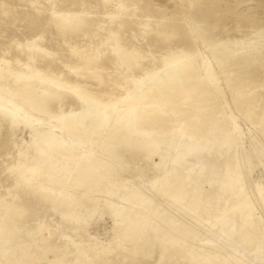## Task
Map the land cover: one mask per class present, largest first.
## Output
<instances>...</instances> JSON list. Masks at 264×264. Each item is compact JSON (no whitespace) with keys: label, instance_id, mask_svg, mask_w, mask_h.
Instances as JSON below:
<instances>
[{"label":"rangeland","instance_id":"obj_1","mask_svg":"<svg viewBox=\"0 0 264 264\" xmlns=\"http://www.w3.org/2000/svg\"><path fill=\"white\" fill-rule=\"evenodd\" d=\"M259 45L264 47V0H0V264L55 258L63 264L86 259L91 264H233L241 257L243 264H264V243L249 248L248 239L237 242L207 228L205 207L194 209L187 225L214 237L212 247L217 243L233 255H209L174 233L162 239L158 207L150 203L167 200L165 186L180 164L174 155L194 136L197 153L210 156L217 169L200 172L195 163L189 173L216 177L219 195L250 190L260 202L258 214L264 213V52L249 51ZM233 46L238 61L214 75L213 47ZM186 54L201 56L202 74L174 75L175 92H160L158 101L137 109L135 121L108 126L112 104L127 93L143 92ZM189 87L195 88L191 99L182 91ZM14 100L21 102L23 116L11 110ZM205 100L212 104L206 114L212 115L195 124L194 117L205 114L197 113ZM67 127L81 132L82 144ZM47 142L62 143L66 156L79 155L72 162L65 158L74 155L58 150L44 156L39 150ZM75 143L80 151H69ZM157 144L169 147L158 150ZM81 155L91 165L82 170L76 167ZM61 163L66 166L60 168ZM70 171L80 179L77 185L86 187L83 194L97 202L95 208L68 200L62 187H50L49 173ZM140 197L148 202L140 206L152 211H131ZM189 202L185 197L182 206Z\"/></svg>","mask_w":264,"mask_h":264},{"label":"bare ground","instance_id":"obj_2","mask_svg":"<svg viewBox=\"0 0 264 264\" xmlns=\"http://www.w3.org/2000/svg\"><path fill=\"white\" fill-rule=\"evenodd\" d=\"M195 27H196V25H195ZM192 28H193V26H192ZM194 32H195V30H194ZM200 42L202 43L201 39H200ZM235 49H237L236 46L229 47V48H226V49H220V48L218 49V48H214L213 47L212 50H213V52H215V55H217L216 57H212V59H211V63L213 62V65H212L213 67L212 68L215 70V74L214 75L221 74L222 71L227 69V65H232L233 63H236L238 61L237 60L238 56L233 53ZM249 51L250 52L253 51V52H256V53H259V54L262 55L263 52H264V47H262L261 45L255 46V47L251 48ZM174 55H176V54H174ZM178 58L179 59L174 63V67H172L171 69H169V70L161 73L160 75H158L154 79V81L143 92L135 93L134 95H130V94L127 93L125 96H123L121 99H119L118 102L112 104L111 110H112V113L114 114L113 115L114 118L110 119V121L108 123V126L111 124V122L116 123L117 125H119V120H121V119H125L126 121H128V123L129 122L131 123V122L135 121L138 118V116H139L136 113L137 109L146 108L147 106H149V102L155 103L156 101H158L159 98L157 96L158 95L160 96V94H161L160 92H163V91L167 92V93L173 92L176 89V86H175L174 83H172L171 77H173L174 75L175 76L179 75V74H184L185 75V74H188V73H196V74L201 73L202 74L201 67L203 66L202 65L203 61L201 60V56H198V55L197 56L196 55H187L186 54V55H182V56H180ZM210 67H211V65H210ZM228 68H229V66H228ZM204 73H205V75L209 76V73H207V72H204ZM203 76H204V74H203ZM20 77L21 76H19L18 80L20 79ZM205 78H207V77H205ZM203 89H206V88H203ZM182 91L187 96V99H191L194 96L195 88L194 87H189V88H186V89H182ZM201 96H202V94H201ZM81 97L84 99L85 102L88 101V98H86L85 96H81ZM125 99H127V101L123 105H120V102H122V100H125ZM14 102L16 103V105H13L11 107V110L15 114L20 115L21 114L20 111H19L20 109L17 106V104H19L21 102L17 101V100H14ZM23 104L26 105L27 102H23ZM196 105H197V103H196ZM211 105L212 104L209 101H206V100L198 103L199 110L197 109L198 110L197 113L201 112L200 110H202V111H204L205 114L204 115L203 114L200 115V113H199V115H196V117H194V119H193L195 124H198V125L201 124L204 121V119L208 115L211 114V113L208 114V115L206 114L210 110V106ZM205 111H207V112H205ZM41 112H42V110H41ZM17 115H15V117H17ZM26 118L27 117L25 116L24 119H26ZM207 118H209V117H207ZM20 119H23V118L20 117ZM28 120L29 119L27 118V121ZM216 123H217V120H216ZM88 127H89L88 124H83L82 125L83 130H88ZM66 130L71 135L76 136L81 141V142L79 141L81 144L83 143V141L80 139V137H82L81 132H75V131L71 130L68 127H67ZM46 133H47V131H45V134ZM49 133L51 134L50 131L48 132V134ZM166 133H168V132H166ZM45 134H43V135H45ZM172 136L175 139H177L179 137V135H177V134L176 135L172 134ZM42 139H43V137H42ZM52 139H53V137H52ZM62 140H64V139H62ZM68 141H70V140H68ZM68 141H66V142H68ZM44 144H45V141H44ZM66 144H68V143H66ZM78 144L76 145V143H75L73 149L71 147V150L69 148V151L73 152L74 150H77L78 148H80V146H78ZM61 145H62V143L57 145L55 143L52 144V142H49V143L47 142V144H46V146L44 148L40 149L41 148V146H40L39 152H41V154L45 156V154H48L49 151H53L54 150V152H55V150H58L60 155L61 154L65 155L66 154V152H65L66 150L65 151H60ZM198 145H199V143L195 139V137L194 136H190L188 141L183 144V146H184L183 148L184 149L183 148H179L178 149V151H177L178 153L175 154L174 156H175V160L176 159H180V164L178 166L174 165L176 167L175 168L173 167L174 168V169H172L173 171L171 170L172 172L170 173L169 179H168L167 184L165 186V197H166L165 199H167V200H164L163 203L162 202H157L155 199H152L150 201V203H153L152 204L153 206L157 205V207H158V209H157L158 218H157L156 225L159 223V224H162V226L159 227V228L158 227H156V228H158V233H159L160 237L162 239H169L170 237H172L171 235H173V233L178 235V236H176V235H174V236L175 237H179L180 239L183 238L181 236H187V238L190 239V241L193 243V245L197 244V246H198V244H199V246L201 245V247H203V249L210 250L209 255H212V256L213 255H217L219 252H221V254H222V251L226 253L227 257L229 255L230 256L233 255L234 251L232 249L225 250L224 248H222L217 243L213 244V247H212V245H210V243L211 242L214 243V237L207 238L202 233V230L200 231L196 227H189L188 226L189 223L187 225V221L188 220L193 221V219L191 217V213L193 212V210L196 209L197 207H205V208H207L209 210V213H210L209 214L210 215L209 216V220H206V223H205V224H207V228H210V229H212V231L220 233L222 235H226L227 238L236 239L237 242H239L241 239H248L249 241L247 242V246L249 248H251V246H257L258 244L260 245V244L264 243V224H262V220H263V223H264V213L262 211H260L259 214H258V212L256 210L255 206H258L257 203H256V200H258V199L254 196V194L250 190H246V189L243 191V193L240 196H233V195H227V194L219 195L218 194V188H217V183H218L217 178L216 177H212L211 178V176L209 174H207L208 172H211V170L212 171H216L217 164H212L213 159L210 156H208L207 154H200V152H198L200 154V155H198V153H197V151L199 150ZM63 146H64V144H63ZM93 146H95V145H92L91 147H93ZM81 147H83V146H81ZM157 147H158V150L159 149L160 150L161 149L162 150H166L169 146L167 145L166 147H164L161 144H157ZM171 147H173V146L171 145ZM87 150H86V152H87ZM77 151L79 152L80 149H78ZM157 151H156V153L159 154L160 157H162V155H161L162 153L160 151L159 152H157ZM58 152L56 151L57 154H58ZM81 152H82V154H84L82 150H81ZM86 152H85V154H86ZM89 152H91V151H89ZM92 153H90V154H92ZM50 154L51 153H49V155ZM71 154L74 155V156L72 158H70V160L65 158L68 162L74 161L75 160L74 157H78V155H79L78 153L77 154L71 153ZM68 155L72 156V155H70V153ZM55 156H57V155H55ZM82 156L83 155H81L80 157L82 158ZM62 157L60 159H62ZM87 157L89 158V156H87ZM91 157H93V155ZM53 159H55V157ZM53 159L51 157V160H53ZM83 159L84 158H82L80 160H83ZM98 159H99V157H98ZM98 159H97V161H98ZM57 160H59V159H57ZM84 160H83V162L82 161H78V163L76 164L77 169H81L82 170V166L86 164L85 163L86 160L85 161ZM90 160L91 159L89 158L88 163H89ZM187 160H189L188 161L189 163H188L187 166H185L184 164H186L187 162L184 163V161H187ZM195 163H199L200 172H204V171H208V172H206L203 175H200L198 177H197V175H195V176L191 175L189 173V171L192 168V166L195 165ZM88 165H90V163L85 165V167L88 166ZM58 166H60V168H63L64 166H66V163H61V165H58ZM31 167L33 168L34 166H31ZM26 170L29 171L28 168ZM74 170H76V169L74 168ZM32 171L35 172V170H32ZM34 172H33V174H34ZM73 174H72V172L71 173L67 172V173H63V174H60V175H56V173H52V174L49 173L48 177L51 178L50 187H52V186L55 187V188L62 187V193L66 195L68 200H70L72 202H77L80 206L86 207L88 209L95 208L96 205H97V202H95V200H93L91 197L89 198V196H86V195L83 194V190H85L86 187H85V189L80 188L77 185V182L80 179L78 177H76V174H74V175ZM20 176H21V174H20ZM21 178H23V177H21ZM26 179H28V183H30L29 182L30 181L29 178H26ZM45 182H44V184H45ZM206 183H208L207 187L204 186ZM45 185H44V188H46ZM41 186H43V185H41ZM53 187H52V189H53ZM41 188L43 189V187H41ZM50 190H51V188H50ZM91 191H93V190L91 189ZM255 194H256V192H255ZM96 197H99V196H96ZM185 197H188L190 199V202L188 204H185L184 206H182L183 200H184ZM138 199H141L140 203L135 205L134 207H132L131 211H134V213L135 212L137 213L140 210L141 211H148V210L152 209L150 207V205L146 206L145 204H144V208H142V206H140V205L142 203H148V202L143 197H140ZM125 200H126V197L122 195L120 197V201L124 202ZM169 200L170 201L176 200L178 202L177 206L171 207V206L167 205ZM258 202H259V200H258ZM215 211L217 212L216 215H214ZM172 213H175V214L172 215ZM130 214H131V212H130ZM140 215H141V213H140ZM122 219H123V217H121L119 215L117 216V220L121 221ZM132 219L134 220V218H132ZM135 220H136V218H135ZM135 220H134V222H136ZM8 221H9V219H8ZM163 221L168 223V227L167 226L163 227V223H162ZM1 222H5V221L3 220ZM203 237L204 238L206 237L207 240L205 238V240H206L205 241L203 239ZM2 241H4V240H2ZM0 243H1V238H0ZM262 248H264V245H263ZM12 250H15V249L13 248ZM20 251L22 252V247H21ZM16 252L17 251H15V253ZM17 254H18V252H17ZM11 257H12V255H11ZM16 257H17V255H16ZM22 257L23 256L21 255V258ZM84 258H85V256H84ZM10 259L12 260V258H10ZM241 259H242V257L239 258V260L236 259L237 262H234L233 264H243L244 260H241ZM50 262H47L45 260L44 262H40V263H37V264H63L60 260H58V259L56 260V258H55V260L53 259ZM3 263H6V262L3 261ZM8 263H9V261H8ZM10 263H12V261ZM76 264H91V263L86 259V260L80 261L79 263H76Z\"/></svg>","mask_w":264,"mask_h":264}]
</instances>
